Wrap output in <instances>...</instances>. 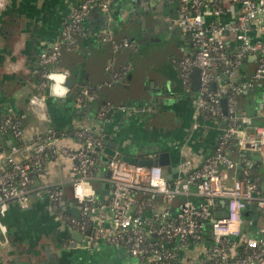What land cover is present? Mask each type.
Returning <instances> with one entry per match:
<instances>
[{"label":"crops","instance_id":"obj_1","mask_svg":"<svg viewBox=\"0 0 264 264\" xmlns=\"http://www.w3.org/2000/svg\"><path fill=\"white\" fill-rule=\"evenodd\" d=\"M82 1L0 0V122L8 113L20 117L26 132L24 142L54 128L69 131L60 141L75 146L81 143L76 129L89 126L118 142L121 154L148 158L169 151L173 173L184 159L202 163L214 152L222 127L206 122L195 127L192 116L197 92L191 90L192 73L189 86L184 84L179 63L186 56H194L196 49L191 36L179 24L182 14L177 17L173 14L171 0H108V11L97 4L83 23L86 33L78 40V47L61 48L60 61L51 65L68 71L66 86L69 78L76 82L75 86L68 87L65 96H56L38 83L36 68L40 54L56 44L71 11ZM222 3L220 16L206 15L208 24L235 23L241 12L240 1ZM103 31H109L119 40L128 37L134 46L115 51L109 41L101 39ZM249 34L253 38L262 35L254 27ZM227 40L229 49L235 50L237 41L233 34L228 33ZM257 58L255 54L249 55L234 79L242 88L240 95H244L241 98L246 102L239 112L251 119L250 129L259 125L253 122V113L264 117V107L259 108L264 83L248 85ZM85 88L98 95L103 104L111 103L114 107L127 104L137 110L122 112L112 108L104 119H99L98 108L92 105L98 97L80 100ZM34 95L39 99L31 103ZM11 143L18 141L12 134L4 135L0 147L8 150ZM229 153L238 165L235 173L230 171L231 176H240L242 169L263 168L261 160L256 158L258 153L232 147ZM102 157L103 154L96 166L93 185L100 191L98 200H108L109 169ZM46 159L43 169L32 173L34 183L60 188L63 197L53 201L46 194L38 197L32 193L26 208L11 204L5 217L7 236L0 234V264H42L48 256L56 258L50 264H134L126 251L106 242L86 248L84 238L81 246L79 243L74 248L66 246V242L73 240L67 236V227L81 232L71 220L79 223L85 219L73 197L70 181L76 173L75 165L64 156ZM260 184L264 190V182ZM262 221L254 211L247 220V229H256ZM199 248L186 249L182 264H192L199 256ZM188 251L197 253L189 256Z\"/></svg>","mask_w":264,"mask_h":264},{"label":"built area","instance_id":"obj_2","mask_svg":"<svg viewBox=\"0 0 264 264\" xmlns=\"http://www.w3.org/2000/svg\"><path fill=\"white\" fill-rule=\"evenodd\" d=\"M96 1L84 0L71 11L59 40L40 54L41 67L56 64L63 46L70 50L78 47L77 36L86 33L83 23ZM182 1L183 12L178 21L191 36L196 51L194 56L180 61L179 71L188 87L193 67L201 70L192 116L195 127L200 124L202 112L214 116L217 124L224 123L214 152L200 164L189 159L180 161L172 179H168L165 167L130 163L117 151L107 162L110 198L98 200L93 180L105 147L102 134L82 126L76 129L81 140L78 146L62 144L54 130L35 134L24 142L22 120L8 113L0 122V136L12 134L18 143L10 144L8 155L0 153L1 235L7 236L5 217L12 203L26 208L32 193L38 197L46 194L53 201L62 199V189L37 186L32 173L43 169L46 157L64 156L75 165L76 173L70 180L73 197L85 216L82 222L74 219L71 222L83 233L89 228L93 230L85 236L84 247L106 242L126 251L134 264H182L185 250L196 246H200L199 256L192 264H264V190L248 168L242 169L240 176L230 175V171H237L238 165L229 153L231 147L258 153L264 168V123L248 128L251 119L238 109L242 88L234 81L244 60L255 54L257 66L248 85L264 83V0H239L241 12L232 25L206 22V15L222 14L223 0ZM98 4L103 11L109 10L108 0H99ZM251 27L262 35L253 38L249 34ZM228 33L237 41L233 53L228 47ZM101 39L109 41L115 51L134 46L127 38L117 41L109 31H103ZM67 75L66 70H45L42 86L56 96H65L69 91ZM94 97L90 88L80 93L82 101ZM223 98L227 99V115L223 112ZM38 99L34 95L31 103ZM112 108L122 112L137 110L132 105L114 107L107 103L99 107L97 117L104 119ZM222 200L226 201V216L218 218ZM249 204L259 209L255 211L263 220L254 230H244L247 223L244 212Z\"/></svg>","mask_w":264,"mask_h":264},{"label":"water","instance_id":"obj_3","mask_svg":"<svg viewBox=\"0 0 264 264\" xmlns=\"http://www.w3.org/2000/svg\"><path fill=\"white\" fill-rule=\"evenodd\" d=\"M201 70L198 66H194L193 67V71H192V83H191V90L193 92H197L200 88V84H201ZM75 81L72 79H68V87L69 88H73L75 86ZM213 87H215V84L213 85ZM222 107H223V112L225 115L228 114V110H227V99L223 98L222 99ZM264 107V96L260 102L259 108L260 110L263 109ZM109 118H111V115L108 116ZM224 126V123L221 124V127ZM2 141V136H0V143ZM104 142L106 144V146L104 147V149L102 150L103 152V160L105 162H108L110 157H113L117 151L120 149L119 147V143L116 141H111L110 140V136L108 134L105 135L104 137ZM98 151H101L100 148H98ZM4 152L6 155L9 154L8 150H4L2 147H0V153ZM123 158L124 160L130 162V163H134V164H140V165H144V166H153V165H161L163 167H166L167 169V173H168V179H172V173L174 172L172 166H171V155L169 151H162L158 154V156L156 157H139V156H135V155H130L127 153H123ZM256 158H258L259 160H261V156L260 155H256ZM108 176H110V171L107 174ZM97 195L100 193L99 190H96ZM66 202L64 201L63 204H65ZM80 207V206H79ZM257 210L259 211V209L257 207H255L254 204H249L247 206V209L244 212V216L246 217V219H250L252 217L253 212ZM226 216V201L222 200L221 201V209L220 211L217 213V217L218 218H223ZM92 231L89 230L86 234L79 232L78 230L72 229V227H67V236L68 238H72V242L70 243V247L74 248L77 246V243L81 244L84 242V238L87 235H91ZM56 258L53 256H48L46 261H43L42 264H50L51 262H55Z\"/></svg>","mask_w":264,"mask_h":264},{"label":"trees","instance_id":"obj_4","mask_svg":"<svg viewBox=\"0 0 264 264\" xmlns=\"http://www.w3.org/2000/svg\"><path fill=\"white\" fill-rule=\"evenodd\" d=\"M172 2H173V4H174V8H173V14L175 15V17H177L178 15H181L182 14V9H183V6H184V2L182 1V0H171ZM98 2H99V0H97L96 1V4H94L92 7H91V10L92 9H94V8H96L98 5ZM90 10V11H91ZM80 37H82V36H77V42H78V40L80 39ZM124 38H127V39H129V41L134 45V42H132L131 40H130V38H128V37H124ZM124 38H122V39H124ZM122 39H120V40H122ZM117 41H120L119 39H116ZM62 48H64V46L62 47ZM132 48V47H131ZM129 49V48H128ZM230 52L231 53H233L234 52V50H232V49H230ZM59 61H60V59H59ZM58 63V62H57ZM57 63H56V65H57ZM50 70V69H54L51 65L50 66H47V67H41L39 64H38V66H37V68H36V70L38 71L37 72V80H38V83H43V82H45V79L43 78V73L45 72V70ZM241 96H244V95H239V97H238V109L239 110H242V107H244L245 106V104H246V102L245 101H243L242 100V98H241ZM95 97H98V95H95ZM95 97H94V99H95ZM98 100H96L94 103L92 102V105L94 106V107H97L98 109H99V107L101 106V105H103V103H102V100H101V98H97ZM245 108V107H244ZM262 112H264V109L262 110ZM261 112V113H262ZM253 116H254V119H253V122L254 123H256V124H262V123H264V117H262V115H258L257 114V112H255V113H253ZM216 118H214V116H212V115H210L209 113H207V112H202L201 113V115H200V117H199V122H206V123H211V124H213V125H215V126H220L221 124L219 123V124H217L216 123ZM50 130H54V131H56V133H57V135L59 136V137H61L62 135H64V134H68L69 133V131H62V130H60V129H50ZM23 141V140H22ZM20 142V143H23V142ZM214 149H215V147H214ZM231 149V148H230ZM249 170H250V174H251V177H253L254 179H255V181L256 180H258L260 183H262V182H264V168H259V167H257V168H248ZM63 197V196H62ZM248 220V219H247ZM247 222V221H246ZM247 224V223H246ZM247 229V225H245V227H244V230H246ZM207 230H209V225H207V229H206V231ZM206 240L209 242V241H211V238H210V233H209V231L208 232H206Z\"/></svg>","mask_w":264,"mask_h":264},{"label":"flooded vegetation","instance_id":"obj_5","mask_svg":"<svg viewBox=\"0 0 264 264\" xmlns=\"http://www.w3.org/2000/svg\"><path fill=\"white\" fill-rule=\"evenodd\" d=\"M78 36H84V35H78ZM89 230H91L93 232V230L89 228L84 234H86ZM81 233H83V232H81ZM71 242H66L67 243L66 246L69 247Z\"/></svg>","mask_w":264,"mask_h":264},{"label":"rangeland","instance_id":"obj_6","mask_svg":"<svg viewBox=\"0 0 264 264\" xmlns=\"http://www.w3.org/2000/svg\"><path fill=\"white\" fill-rule=\"evenodd\" d=\"M261 33V32H260ZM250 34L252 35L253 33L252 32H250ZM195 253H197V251H192V252H190V251H188V255L189 256H192V255H195Z\"/></svg>","mask_w":264,"mask_h":264}]
</instances>
